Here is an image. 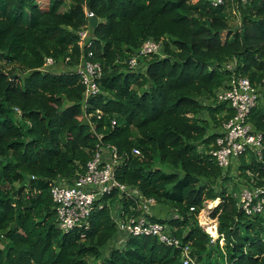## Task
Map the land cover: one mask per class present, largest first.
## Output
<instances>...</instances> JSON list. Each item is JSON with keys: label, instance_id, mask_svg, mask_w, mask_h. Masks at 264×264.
I'll return each instance as SVG.
<instances>
[{"label": "trees", "instance_id": "obj_1", "mask_svg": "<svg viewBox=\"0 0 264 264\" xmlns=\"http://www.w3.org/2000/svg\"><path fill=\"white\" fill-rule=\"evenodd\" d=\"M40 5L0 0V264H88L89 258L100 264H182L179 249L149 236L128 237L123 249L112 248L101 259L118 236L111 207L122 203L127 212L132 203L116 192L91 213L83 238L82 230L57 229L51 185L83 173L95 151L94 133L125 156L116 171L119 182L174 209L177 218L159 219L153 212L150 219L167 224L198 264H264V215L245 216L231 193L237 186L209 154L233 116L216 93L230 78L223 65L235 60V72L260 93L249 122L263 134L260 156L243 155L238 177L264 184V0ZM86 11L98 18L89 50L102 77L100 94L83 105L74 70ZM231 16L238 19L233 28ZM148 39L160 42L161 56L145 60L143 72L128 71L127 61ZM49 57L61 66L58 73L39 71ZM133 148L141 155L133 156ZM216 200L210 217L218 237L211 242L197 217Z\"/></svg>", "mask_w": 264, "mask_h": 264}, {"label": "built area", "instance_id": "obj_2", "mask_svg": "<svg viewBox=\"0 0 264 264\" xmlns=\"http://www.w3.org/2000/svg\"><path fill=\"white\" fill-rule=\"evenodd\" d=\"M204 1L209 2L212 6L223 4V0ZM251 1L240 0V3L244 5ZM85 15L87 23L77 31L81 53L74 70L84 88L83 105L100 94L99 80L102 77V67L99 63L92 61L93 53L89 50L93 38L88 20L94 15L90 11H86ZM154 55L161 56L160 42L152 39L144 41L127 61V70L143 72L145 60ZM56 65L57 63L49 57L39 68V71L51 72L50 68ZM222 68L230 73V78L226 87L217 91L216 99L218 102L227 103L233 110V116L222 125L221 134L215 140V148L209 154L237 186L231 192L237 201V206L245 216L252 218L264 215V184L256 185L249 172L246 174L251 176L250 181L238 177V168L243 155L250 152L255 156H260L263 149V134L255 130L249 122V116L259 102L260 93L248 78L235 72V60L225 63ZM84 117L87 118L86 115ZM95 117L100 119L101 112L99 110L95 111ZM111 125H115L114 120L111 121ZM94 136L96 137L95 151L86 163L83 173L78 174L70 182L65 178H60L53 181L51 185L50 195L55 210L57 229L61 233H68L75 229L82 230L81 238H83V233L89 226L88 219L91 213L104 206V203L100 202L101 200L116 192L120 196L119 200L124 199L126 202H132L128 206L127 212H124L122 203H115L111 207L112 217L120 237L149 236L156 238L159 243L165 246L179 249L182 264H198L190 255L189 245H182L181 240L172 234L171 228L167 224L150 219V216L153 217V210H156L155 199L143 198L134 187H129L117 180L116 171L125 163V156L120 155L116 147L103 141L102 134L94 133ZM132 155L140 156L141 154L138 149L133 148ZM136 211L138 214L134 215L133 213ZM214 221L216 222V219L205 226L198 220L199 227L211 237V242L218 237L217 223ZM208 228L214 229L215 237L208 231Z\"/></svg>", "mask_w": 264, "mask_h": 264}, {"label": "rangeland", "instance_id": "obj_3", "mask_svg": "<svg viewBox=\"0 0 264 264\" xmlns=\"http://www.w3.org/2000/svg\"><path fill=\"white\" fill-rule=\"evenodd\" d=\"M41 1L42 0H38V4L40 5L42 3L43 4L42 5L43 7H47L49 0H45V1L43 0L42 2ZM42 6L40 5V7H42ZM231 17L232 18L229 19V24H230L231 28H233V27H236L237 26L238 20H237L236 17H233V16H231ZM60 67L61 66L56 65V66L50 68V70H51V72L58 73L59 72L58 69H60ZM1 68H3L5 72H9V70H10V67L9 66H1ZM203 115H204V118H207V115L206 114H203ZM232 186H234V185L228 183L229 190L232 189ZM232 190H234V189H232ZM216 202L217 203H215V202H206L205 203L204 209L198 215V220H199V222L202 225H205L206 226V224H209V223H211L214 220L213 218H210L209 215H210L211 209H213L218 204V200ZM209 205L211 207H207ZM156 206H157L156 209L159 208L161 210L160 214H158V217H160V218H162L164 220H168V219H171V218H175L176 217L175 211H174V209L170 205H168V204H157ZM209 208H210V211H209ZM113 214H114V212H113ZM211 233L213 235L215 232L212 231ZM126 239L127 238L125 236H122V237L119 236L118 238H116L114 240H111L104 247L103 254H102L101 259L103 258L104 255H107V253L109 252V250L112 249V248L123 249L125 247V245H126V244H124V242L126 241ZM100 263H101V260L100 259H98L96 261L95 260H92L90 258L88 259V264H100Z\"/></svg>", "mask_w": 264, "mask_h": 264}, {"label": "water", "instance_id": "obj_4", "mask_svg": "<svg viewBox=\"0 0 264 264\" xmlns=\"http://www.w3.org/2000/svg\"><path fill=\"white\" fill-rule=\"evenodd\" d=\"M88 23H89L90 28H95L98 24V18L94 16L88 20ZM83 120L87 122V118L84 117Z\"/></svg>", "mask_w": 264, "mask_h": 264}, {"label": "crops", "instance_id": "obj_5", "mask_svg": "<svg viewBox=\"0 0 264 264\" xmlns=\"http://www.w3.org/2000/svg\"><path fill=\"white\" fill-rule=\"evenodd\" d=\"M153 212L156 213V215H158V214H160L161 210L158 208L156 210L154 209ZM158 218H160V217H158Z\"/></svg>", "mask_w": 264, "mask_h": 264}, {"label": "bare ground", "instance_id": "obj_6", "mask_svg": "<svg viewBox=\"0 0 264 264\" xmlns=\"http://www.w3.org/2000/svg\"><path fill=\"white\" fill-rule=\"evenodd\" d=\"M216 201H217V200H216ZM216 201H214V202L217 203ZM214 205H215V204H214ZM208 231H209V232H210V231H211V232H212V231L214 232V229H213V228H208ZM211 232H210V233H211ZM211 234H212V233H211ZM213 236L215 237V233L213 234Z\"/></svg>", "mask_w": 264, "mask_h": 264}]
</instances>
